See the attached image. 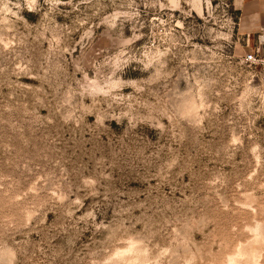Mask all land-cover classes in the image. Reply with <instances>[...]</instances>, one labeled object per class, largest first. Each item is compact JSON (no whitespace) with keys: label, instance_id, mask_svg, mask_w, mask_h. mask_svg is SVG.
I'll use <instances>...</instances> for the list:
<instances>
[{"label":"rangeland","instance_id":"obj_1","mask_svg":"<svg viewBox=\"0 0 264 264\" xmlns=\"http://www.w3.org/2000/svg\"><path fill=\"white\" fill-rule=\"evenodd\" d=\"M238 7L0 0V264H264V25Z\"/></svg>","mask_w":264,"mask_h":264},{"label":"crops","instance_id":"obj_2","mask_svg":"<svg viewBox=\"0 0 264 264\" xmlns=\"http://www.w3.org/2000/svg\"><path fill=\"white\" fill-rule=\"evenodd\" d=\"M235 1L237 2V4L240 5V7H238L237 9L242 11L245 18L252 20L255 26V23H259V25H264V22H262L264 19V0Z\"/></svg>","mask_w":264,"mask_h":264},{"label":"built area","instance_id":"obj_3","mask_svg":"<svg viewBox=\"0 0 264 264\" xmlns=\"http://www.w3.org/2000/svg\"><path fill=\"white\" fill-rule=\"evenodd\" d=\"M245 59H246V61L251 62V61L255 60V56H254V54L251 53V54L247 55Z\"/></svg>","mask_w":264,"mask_h":264}]
</instances>
